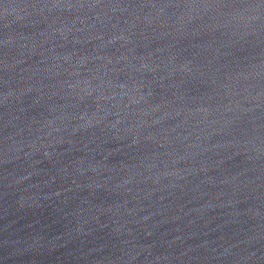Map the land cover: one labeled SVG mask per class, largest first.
Masks as SVG:
<instances>
[{
	"label": "water",
	"instance_id": "water-1",
	"mask_svg": "<svg viewBox=\"0 0 264 264\" xmlns=\"http://www.w3.org/2000/svg\"><path fill=\"white\" fill-rule=\"evenodd\" d=\"M0 264H264V3L0 0Z\"/></svg>",
	"mask_w": 264,
	"mask_h": 264
},
{
	"label": "snow or ice",
	"instance_id": "snow-or-ice-1",
	"mask_svg": "<svg viewBox=\"0 0 264 264\" xmlns=\"http://www.w3.org/2000/svg\"><path fill=\"white\" fill-rule=\"evenodd\" d=\"M262 3H264V0H261Z\"/></svg>",
	"mask_w": 264,
	"mask_h": 264
}]
</instances>
